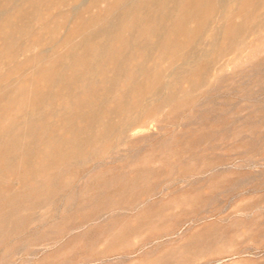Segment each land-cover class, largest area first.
<instances>
[{
  "label": "rangeland",
  "instance_id": "1",
  "mask_svg": "<svg viewBox=\"0 0 264 264\" xmlns=\"http://www.w3.org/2000/svg\"><path fill=\"white\" fill-rule=\"evenodd\" d=\"M123 1L0 0V264H264V0Z\"/></svg>",
  "mask_w": 264,
  "mask_h": 264
},
{
  "label": "bare ground",
  "instance_id": "2",
  "mask_svg": "<svg viewBox=\"0 0 264 264\" xmlns=\"http://www.w3.org/2000/svg\"><path fill=\"white\" fill-rule=\"evenodd\" d=\"M12 2L14 1V0H11ZM17 1H19V0H17ZM21 1V0H20ZM23 1V0H22ZM26 1V0H25ZM123 1V0H122ZM128 2L130 1V0H127ZM157 1V0H156ZM168 1V0H167ZM16 2V1H15ZM83 2V1H82ZM124 2V1H123ZM122 2V3H123ZM126 2V1H125ZM134 2V1H133ZM144 2H145V0H144ZM148 2V1H147ZM149 2H152V1H149ZM175 2V1H174ZM260 2V1H259ZM259 2L257 3V5L259 4ZM11 3V2H10ZM84 3V2H83ZM118 3H120V2H118ZM130 3V2H129ZM157 3V2H156ZM165 4L167 3L166 1L164 2ZM18 4V3H17ZM73 4V3H72ZM126 5H128L127 3H125ZM155 4V3H154ZM13 6L12 7H14V5L15 4H12ZM21 5H22V3H21ZM82 5V4H81ZM11 6V5H10ZM26 6V5H25ZM70 6H71V4H70ZM145 6V5H144ZM156 6V5H155ZM163 6V5H162ZM8 7V6H7ZM11 7V8H12ZM64 7V6H63ZM121 7V5L118 7V5H117V7H116V10H117V8H120ZM138 7H139V4H138ZM69 8H72V7H69ZM76 8H80V6L79 7H77L76 6ZM122 8H123V6H122ZM131 8V7H130ZM141 8V7H140ZM148 8V7H147ZM147 8H144V10H147ZM6 9V8H5ZM74 9H75V7L73 8V11H74ZM173 9V8H172ZM12 10V9H11ZM11 10L9 11V12H11ZM122 10V9H121ZM120 10V12L122 13V11ZM143 10V11H144ZM165 10H168V8L166 9V7H165ZM170 10V9H169ZM176 10V9H175ZM174 9H173V12L175 11ZM15 11V10H14ZM117 11H119V10H117ZM116 11V12H117ZM75 12V11H74ZM131 12V11H130ZM168 12V13H167ZM172 12V13H173ZM1 13H3V15H5V14H7L8 12H6V13H4V12H1ZM1 13H0V15H1ZM112 13H114V12H112ZM68 14H70V13H68ZM119 14V13H118ZM143 14V12L141 13V15ZM156 14H157V12H156ZM156 14H155V17L157 18V16H156ZM164 14V13H163ZM165 14H169V11H166V13ZM67 15V14H66ZM121 15V14H120ZM126 15H128V14H126ZM158 15V14H157ZM110 16V15H109ZM112 16H113V14H112ZM29 17V16H28ZM154 17V18H155ZM166 17H172L171 16V14H169L168 16H166ZM166 17H165V19H166ZM112 18V17H111ZM119 18V17H118ZM128 18V17H127ZM109 19V18H108ZM168 19V18H167ZM117 20V19H116ZM119 21V20H118ZM157 21V20H156ZM257 22V21H256ZM106 23V22H105ZM109 23V22H108ZM114 23V22H113ZM116 23H117V21H116ZM119 23V22H118ZM117 23V24H118ZM157 23V22H156ZM257 24V23H256ZM161 25H162V23H161ZM107 26V25H106ZM117 26V25H116ZM115 27V26H114ZM104 28H106V27H104ZM107 29V28H106ZM158 29H160V28H158ZM111 30H112V28H111ZM114 30V29H113ZM113 30H112V32H113ZM162 30H164V29H162ZM161 30V31H162ZM9 31V30H8ZM103 31V30H102ZM110 30H108V32H109ZM116 31V30H115ZM133 31V30H132ZM158 32V31H157ZM8 33V32H7ZM102 33V32H101ZM110 33V32H109ZM108 33V34H109ZM9 34V33H8ZM104 35H105V38L107 37L106 35H108V34H106V33H103ZM131 34V33H130ZM133 34V33H132ZM160 34V31L158 32V35ZM102 35V34H101ZM157 35V34H156ZM157 35V36H158ZM103 36V35H102ZM132 36V35H131ZM10 37V36H9ZM159 37V36H158ZM132 38V37H131ZM160 39V38H159ZM106 40V39H105ZM153 46V45H152ZM99 50V49H98ZM101 52L99 51V54H100ZM98 54V53H97ZM138 69V68H137ZM139 75V74H138ZM90 76V75H89ZM89 77H87V79H88ZM87 85V84H86ZM44 131H46V130H44ZM26 143V142H25ZM15 144V143H14ZM49 144V143H48ZM24 145V144H23ZM39 145V144H38ZM15 146V145H14ZM42 147H44V146H42ZM50 148H51V146H50ZM81 193V192H80ZM38 194V193H37ZM82 199V198H81ZM37 202V201H36ZM49 205V204H48ZM74 206V205H73ZM41 207V206H40ZM27 213V212H26Z\"/></svg>",
  "mask_w": 264,
  "mask_h": 264
}]
</instances>
